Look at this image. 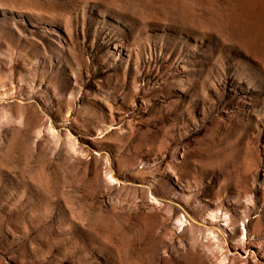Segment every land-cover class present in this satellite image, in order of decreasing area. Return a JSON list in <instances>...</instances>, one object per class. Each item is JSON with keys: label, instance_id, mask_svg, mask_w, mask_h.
Here are the masks:
<instances>
[{"label": "rangeland", "instance_id": "374dc122", "mask_svg": "<svg viewBox=\"0 0 264 264\" xmlns=\"http://www.w3.org/2000/svg\"><path fill=\"white\" fill-rule=\"evenodd\" d=\"M0 264H264V0H0Z\"/></svg>", "mask_w": 264, "mask_h": 264}]
</instances>
